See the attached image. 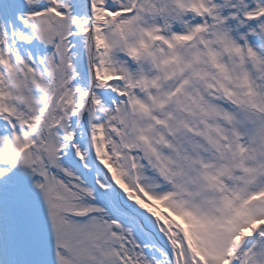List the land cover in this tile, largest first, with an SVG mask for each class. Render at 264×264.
<instances>
[{"label":"snow or ice","instance_id":"1","mask_svg":"<svg viewBox=\"0 0 264 264\" xmlns=\"http://www.w3.org/2000/svg\"><path fill=\"white\" fill-rule=\"evenodd\" d=\"M0 264H264V0H0Z\"/></svg>","mask_w":264,"mask_h":264}]
</instances>
